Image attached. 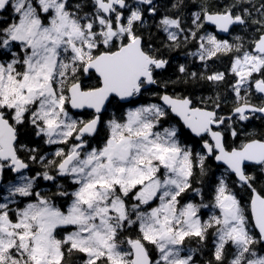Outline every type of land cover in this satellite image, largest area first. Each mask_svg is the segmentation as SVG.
Wrapping results in <instances>:
<instances>
[{"label":"snow or ice","instance_id":"6c2138e0","mask_svg":"<svg viewBox=\"0 0 264 264\" xmlns=\"http://www.w3.org/2000/svg\"><path fill=\"white\" fill-rule=\"evenodd\" d=\"M0 264H264V0H0Z\"/></svg>","mask_w":264,"mask_h":264}]
</instances>
